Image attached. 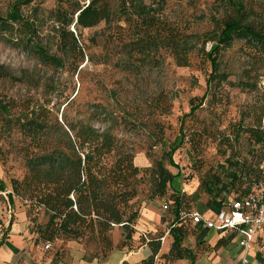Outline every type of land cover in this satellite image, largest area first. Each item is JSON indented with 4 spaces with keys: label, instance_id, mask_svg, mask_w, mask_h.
Instances as JSON below:
<instances>
[{
    "label": "rangeland",
    "instance_id": "1",
    "mask_svg": "<svg viewBox=\"0 0 264 264\" xmlns=\"http://www.w3.org/2000/svg\"><path fill=\"white\" fill-rule=\"evenodd\" d=\"M20 1L24 0H0V22L10 18L13 6ZM88 1L36 0L22 6V16L34 24V34L19 24L13 31L0 24V66L17 77L27 73L30 79L27 84L0 80V100L21 103L31 99L47 108L51 112L50 139L64 138L55 123L58 119L69 135V124L77 129L92 126L120 151L132 153L135 166L149 170L140 186L137 199L140 208L155 192L153 171L163 164L178 174L168 195L154 199L166 216L173 213V208L165 210L164 207L175 189L186 195L187 209H209L208 197L198 191L201 179L232 154L242 159L249 156L251 148L247 138L238 130L258 126L264 111V54L257 43L240 39L237 33L225 35L224 25L238 17L235 6L241 1L248 9L252 8L243 26L261 27L264 0H166L165 3L145 0L148 5L160 7L162 19L188 36L181 52L175 53L169 46L171 39L165 36H162L163 42L157 36L159 41L147 46L141 40L144 47L128 51L112 37L116 24L106 22L94 29L82 30L86 59L74 75L76 64L72 60L64 68H57L45 60V54L61 56L57 52L55 26L58 10L62 8L70 14L77 4L84 7ZM70 29L75 30L73 23ZM225 36L228 44L218 48L221 49L219 69L213 71L209 56L217 46H222L220 42ZM180 61H187L189 66L181 67ZM162 94L169 100L167 108L157 103V97ZM198 105V111L190 116L192 108ZM181 129H184V142ZM226 139L231 146L226 145ZM27 143L19 133L0 134V182L3 184L0 242L11 225L26 219L34 241L43 251L47 255H60L67 242L51 243V249L45 250L47 243L38 240L37 227L45 226L49 220L45 211L30 214L28 204L16 196L10 199L11 181L21 180L27 173L23 156ZM170 155L173 163L169 162ZM229 198L233 196H222L213 206L219 207L220 202ZM189 230L184 247L197 243V235L192 234L196 228L191 226ZM118 236L122 240L123 231L116 228L112 235L114 243ZM82 244L87 253L101 256L100 247ZM253 248L261 251L264 240H258Z\"/></svg>",
    "mask_w": 264,
    "mask_h": 264
},
{
    "label": "trees",
    "instance_id": "2",
    "mask_svg": "<svg viewBox=\"0 0 264 264\" xmlns=\"http://www.w3.org/2000/svg\"><path fill=\"white\" fill-rule=\"evenodd\" d=\"M35 1H20L13 6L10 18L0 24L7 26L10 31L19 24L24 30L34 34V24L23 18L21 7L29 6ZM160 1L165 3L166 0ZM239 2L240 5L235 6L238 17L225 23L224 34L237 33L240 39L246 38L248 42L257 43L264 54V25L259 28L253 24L244 27L243 23L247 22L252 8L250 10L243 2ZM162 14L160 7L148 5L145 0H89L84 7L77 4L70 14L61 8L55 18L57 52L61 56L45 54V60L57 68H64L72 60V64H76L73 73L78 74L79 66L86 59L82 30H91L106 22L116 24L112 37L128 51L139 49L142 46L141 40H144V46H147L159 41L157 38L165 36L171 39L169 46L173 51L181 52L188 36L177 26L162 19ZM72 23L76 33L70 29ZM164 40L160 39L161 42ZM226 42L225 36L220 42L222 46H217L213 51L212 55L215 56H209L213 71L219 69L220 50L228 44ZM186 62L180 61L179 64L181 67H187L189 65ZM0 80L12 84L30 82L27 73L17 77L4 66H0ZM157 103L161 107H169V100L164 94L157 97ZM199 108L200 105L192 108L190 116ZM263 118L264 111L258 126L238 130V133L246 136L250 148L253 149H250L247 158L242 159L239 155L232 154L224 164L201 179L198 191L208 197L206 205L209 208L222 196L232 195L236 199L246 197L255 185L264 180L260 171L264 159ZM50 120L51 112L31 99L21 103L0 100V134L15 132L28 141L23 150L27 173L23 179L11 181V201L16 196L29 205L30 214L38 215L44 210L48 215L47 224L37 227L39 241L90 243L100 247L101 256H95L104 259L114 250L134 248L133 236L136 234L135 226L141 212L137 199L140 186L149 170L135 166L132 153L120 151L114 142L92 126L77 129L69 124V135L56 119L55 123L63 131L64 138L50 139ZM181 130L183 134L184 129ZM184 140L185 135L183 142ZM226 142V145H230L228 139ZM172 160L173 156L170 155L169 162L173 163ZM174 165L178 171L181 170L178 164ZM153 174L155 192L149 200L163 199L168 195L178 174L170 172L163 164H159ZM1 192L3 184L0 182ZM188 203L185 194L171 193L169 208H173L176 215V223L170 231L174 242L169 254L161 256L158 264H172L191 257L190 251L183 244L192 225L178 220L182 211L192 212L186 208ZM116 228L123 231V239L118 244H115L112 238ZM192 234L198 235L197 230H193ZM230 241L220 239L216 248ZM138 243L148 245L152 250V255L142 264H157L156 257L161 251V239H145L141 234Z\"/></svg>",
    "mask_w": 264,
    "mask_h": 264
},
{
    "label": "crops",
    "instance_id": "3",
    "mask_svg": "<svg viewBox=\"0 0 264 264\" xmlns=\"http://www.w3.org/2000/svg\"><path fill=\"white\" fill-rule=\"evenodd\" d=\"M176 181L175 179L173 182ZM175 190L177 193L180 192V189ZM215 208L218 209L214 211ZM220 210L221 204L219 207L213 206L205 211L199 209L193 212L211 217ZM175 221V213L166 216L158 202L147 199L146 202H143L140 218L135 226L136 234L133 236L135 247L114 250L107 259H104L87 253L85 245L78 242H67L60 255L58 253L47 255L34 241L35 236L31 234L26 219H20L11 225L9 232L4 234L0 242V264H142L152 255V250L148 245H139L138 243L143 233L147 235L148 239H159V235H165L161 251L156 257L158 264L160 257L169 254L171 250L174 239L170 235V231L176 223ZM195 228L198 232L196 245L185 247L190 251L191 257L175 261L172 264H242L244 251L239 247L238 240L222 238L215 231L206 230L202 226ZM220 239L231 241L216 248ZM260 239L264 240V235H261L258 240ZM120 240V236H118L115 239V244H118ZM58 243L65 242L58 240ZM260 250L252 248L249 256L251 263L264 264V248Z\"/></svg>",
    "mask_w": 264,
    "mask_h": 264
},
{
    "label": "built area",
    "instance_id": "4",
    "mask_svg": "<svg viewBox=\"0 0 264 264\" xmlns=\"http://www.w3.org/2000/svg\"><path fill=\"white\" fill-rule=\"evenodd\" d=\"M72 31L75 32L74 29ZM260 171L264 177V159ZM221 204V210L214 216L207 217L186 210L180 213L179 220L183 223L189 222L193 227L202 226L206 230L215 231L222 238H235L244 251L242 264H255L250 262L249 256L256 241L264 235V180L255 185L246 197L229 198ZM169 206L165 205L164 209L168 210ZM143 237L148 239L145 233ZM164 240L161 238L162 243ZM51 247L52 244L47 243L45 250H50Z\"/></svg>",
    "mask_w": 264,
    "mask_h": 264
}]
</instances>
